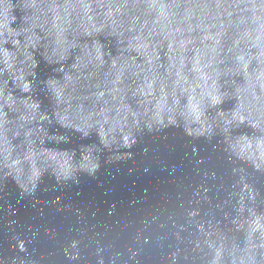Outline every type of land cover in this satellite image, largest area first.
I'll return each mask as SVG.
<instances>
[{
    "label": "water",
    "instance_id": "95a60500",
    "mask_svg": "<svg viewBox=\"0 0 264 264\" xmlns=\"http://www.w3.org/2000/svg\"><path fill=\"white\" fill-rule=\"evenodd\" d=\"M0 264H264V0H0Z\"/></svg>",
    "mask_w": 264,
    "mask_h": 264
}]
</instances>
